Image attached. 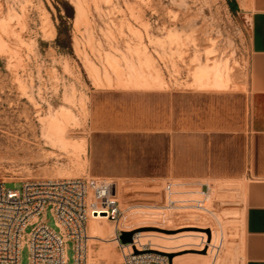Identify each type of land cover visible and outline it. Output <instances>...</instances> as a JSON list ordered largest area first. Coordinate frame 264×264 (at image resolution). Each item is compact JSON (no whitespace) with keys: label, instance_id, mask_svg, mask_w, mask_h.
I'll list each match as a JSON object with an SVG mask.
<instances>
[{"label":"rangeland","instance_id":"374dc122","mask_svg":"<svg viewBox=\"0 0 264 264\" xmlns=\"http://www.w3.org/2000/svg\"><path fill=\"white\" fill-rule=\"evenodd\" d=\"M249 39L242 0H0V180L10 187L31 178L113 180L122 207H132L120 227L184 232L218 217L225 222L223 241L232 248L223 264H242V209L221 208L215 186L155 178L164 165L159 153L143 138L94 133L89 100L93 86L235 85L246 76ZM213 65L225 70L224 84L206 79L205 68ZM52 121L60 127L55 132ZM121 151L122 162L114 158ZM121 171L132 176L108 177ZM41 217L58 230L50 208ZM67 244L66 264H75L73 242ZM101 246L92 245L97 257ZM197 253L165 252L171 264L176 256L206 258V250ZM29 255L25 246L20 264H29Z\"/></svg>","mask_w":264,"mask_h":264},{"label":"crops","instance_id":"0c3cea01","mask_svg":"<svg viewBox=\"0 0 264 264\" xmlns=\"http://www.w3.org/2000/svg\"><path fill=\"white\" fill-rule=\"evenodd\" d=\"M242 3L245 78L222 89L93 86L90 124L94 133L143 138L164 162L158 180L215 186L221 208L242 209V264H264V0ZM114 158L125 160L122 151ZM122 176L132 175L108 177Z\"/></svg>","mask_w":264,"mask_h":264},{"label":"built area","instance_id":"2783aa9c","mask_svg":"<svg viewBox=\"0 0 264 264\" xmlns=\"http://www.w3.org/2000/svg\"><path fill=\"white\" fill-rule=\"evenodd\" d=\"M7 184L0 180V264H20L25 246L30 252L29 264H66L69 241L73 242L75 264H169L165 252L149 246L138 248L136 233L132 242L121 240L122 231H131L120 223L132 207H122L113 180L46 177L26 179L18 187ZM48 208L58 230L41 217ZM98 214L115 223L120 262L88 260V221ZM28 226L31 231H26Z\"/></svg>","mask_w":264,"mask_h":264},{"label":"bare ground","instance_id":"6f19581e","mask_svg":"<svg viewBox=\"0 0 264 264\" xmlns=\"http://www.w3.org/2000/svg\"><path fill=\"white\" fill-rule=\"evenodd\" d=\"M216 65L205 68V71H208L206 79L212 80V78L214 77L213 83H215L216 85H222L224 84V79L222 77L224 69L221 70V67H217ZM211 70L213 71L211 72ZM50 128L54 131L55 129H59L60 127H58L57 121H52V123H50ZM110 221L111 220H109L105 214H98L92 216L89 219V262L99 261V256L107 257L108 262L122 261L121 253H118L119 250L115 248L118 244L117 240L114 239L115 223H111L112 221ZM224 225L225 222H223L221 218L212 217L211 225L206 227L192 225V229L184 232L177 231L180 227L160 226L159 228L162 230H155V232L152 233H148L145 231L137 232L136 244L138 248L149 246L150 248L168 252L171 254L186 249L198 251L197 254H200L199 252L203 250H206L207 252V254H205L206 258L195 257L192 259H178V257L176 256L173 259V264H191L192 261L196 262L197 264H223L225 259L232 253V248L229 245L227 246L223 241V234L225 231ZM97 226H99L101 230L98 229ZM205 228H208V230H205ZM209 228L211 229V233L209 232ZM98 242H101L102 246L99 250H97L99 254V256L97 257L92 245ZM185 245L186 247H184ZM224 245V253L222 256H219L218 253L221 251ZM114 254L117 255V257L115 258L116 260L112 261L111 259H113L112 257H114ZM171 258L172 257H170L169 259V264H171ZM194 262L193 264H195Z\"/></svg>","mask_w":264,"mask_h":264},{"label":"water","instance_id":"95a60500","mask_svg":"<svg viewBox=\"0 0 264 264\" xmlns=\"http://www.w3.org/2000/svg\"><path fill=\"white\" fill-rule=\"evenodd\" d=\"M134 233H135V231H133V230H131V231H122L121 240L124 243L132 242ZM135 251L138 252L137 249ZM169 256L171 257L172 255L169 254Z\"/></svg>","mask_w":264,"mask_h":264}]
</instances>
